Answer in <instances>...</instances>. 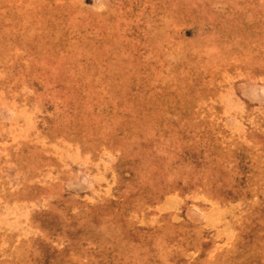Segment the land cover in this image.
<instances>
[{"label":"rangeland","instance_id":"obj_1","mask_svg":"<svg viewBox=\"0 0 264 264\" xmlns=\"http://www.w3.org/2000/svg\"><path fill=\"white\" fill-rule=\"evenodd\" d=\"M0 264H264V0H0Z\"/></svg>","mask_w":264,"mask_h":264}]
</instances>
